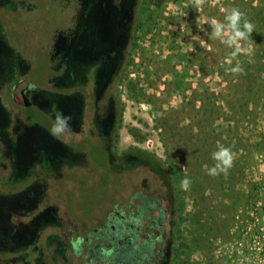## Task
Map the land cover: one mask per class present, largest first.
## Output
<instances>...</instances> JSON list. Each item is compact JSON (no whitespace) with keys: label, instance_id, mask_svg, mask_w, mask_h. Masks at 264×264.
<instances>
[{"label":"rangeland","instance_id":"374dc122","mask_svg":"<svg viewBox=\"0 0 264 264\" xmlns=\"http://www.w3.org/2000/svg\"><path fill=\"white\" fill-rule=\"evenodd\" d=\"M20 1V8H24L23 4L27 1ZM29 2L30 5L27 3L26 6L30 10L26 11L25 7L21 15H7L8 19L13 18L14 24L7 25L1 37L5 44L6 34H10L15 40L14 44L19 46L18 40L22 41L19 35L26 26L27 33L35 41L31 49L37 54L36 59H24L26 56L23 53L19 59H3L4 72L7 73L5 91L11 88L7 78L11 79L14 74L26 77L25 80L32 82L30 87L37 91L31 106L22 105L12 114L19 122L20 128L16 134L19 131L21 141L29 142L26 136L28 132L37 129V125H48L55 120L54 114L58 111L65 116L70 115L72 121L79 120L83 104L81 95L76 91H59L89 75L101 78L100 70L103 67H110V71L111 67L114 68L113 60L119 55L122 58L120 69L111 81L110 90L116 93L114 108L110 111L108 107L106 109V115L116 125L117 151L122 154L118 155L117 166L110 167L105 163L104 153L96 152L93 158L97 162L96 174L85 171V166L72 168L70 163L62 178L52 176L53 188L48 197L53 203L51 206L58 207V214L61 212L63 215V211H68L83 227L97 212L105 218L115 198L112 192L117 189V184L122 181L121 185H124L117 192V196H121L127 189L124 179L130 176L135 179L137 174L132 169H147L168 178V183L179 192L178 214L184 232L190 230L198 212L208 209L210 205H217L210 211L212 216L220 217L221 213L231 222L239 213L240 204L243 203L247 210L246 206L252 207L259 199L264 202V194L261 196L256 189L257 183L264 184V0H206L202 8L194 7L193 0H140L129 23L131 30L128 33L132 40H128L124 47L116 45L113 49L116 57L110 58L112 60L107 57L110 61L100 58V63L95 59L96 50H110L115 45L101 39L94 42L85 40V37L94 27L101 28L109 21L120 32V18L116 9L104 5L105 0H90L87 9L83 11L82 7L76 23L79 0ZM231 8H238L254 25L249 41L244 44L248 54L238 57L244 69L242 74L231 72L236 64V60L231 64L228 62L232 49L211 37L208 24L212 18L223 21ZM124 9L128 11L129 6ZM73 25L72 39L61 38ZM54 30H60L61 39L58 37L60 40L49 47ZM61 62L64 64L62 70L57 68ZM109 71L106 76L110 74ZM132 82L140 90L130 91ZM46 89L51 90L50 106L44 104L43 93ZM4 114L7 118L11 116L8 112ZM207 118L212 122L208 132H205L199 126L204 127ZM0 125L2 135H5L7 128L2 123ZM131 130L138 132L142 138L134 137ZM69 138L75 140L76 135ZM211 140L214 143H210ZM221 146L230 148L234 153V166L228 176L220 174L213 177L208 175L207 170L215 163L212 153ZM55 150L56 153L43 150L40 162L44 164L45 160L50 161L54 154L62 155L63 159L71 162L69 148L58 145ZM29 152L23 153L22 157ZM195 155H201L203 161L207 162L199 175L195 169ZM58 156L50 163L58 162ZM20 166V173L14 175L10 183L18 184L16 188L19 189H14L16 192L29 193L35 184L30 183L32 173L26 174L28 169L24 161ZM108 168H116V173L112 174ZM49 170L41 173L42 179L51 174ZM185 176L192 181L187 191L180 186ZM1 204L2 201L0 211L4 215L8 207ZM48 213L50 219L52 212ZM259 214L263 224V210ZM53 226L54 223L36 234L37 238L40 236L42 244L34 249L22 245L19 250L32 257L37 256L42 251L38 247L46 249L43 240L45 242L53 237ZM23 238L21 240L25 241ZM13 242L20 241L10 239L0 224V246L5 247L6 243L9 245ZM61 248L56 246L47 250V264H58L55 254ZM11 251L6 250V253L11 254ZM261 259H264L263 255Z\"/></svg>","mask_w":264,"mask_h":264},{"label":"flooded vegetation","instance_id":"af4514ba","mask_svg":"<svg viewBox=\"0 0 264 264\" xmlns=\"http://www.w3.org/2000/svg\"><path fill=\"white\" fill-rule=\"evenodd\" d=\"M26 1L23 6L25 5L24 8L26 7L25 10L28 11L31 8H28L26 4L30 5L31 2ZM89 1L79 0L76 23L81 15L82 7L83 11L87 9ZM139 1L105 0L104 5L111 6L118 11L119 29L123 28L125 33L121 34L117 31V26L112 25L110 21L101 28L93 26L94 28L88 32L85 40L94 42L101 39V41L112 42L115 45L110 50H102V52L96 50L97 62H102L99 61L100 58L109 60L116 57L113 49L122 41L118 35L132 40L128 33L131 30L129 23ZM20 5V0H0V118L5 120H0V123L7 128L5 135H2L0 130V201L3 203L1 205L8 207L4 215L0 211V224L10 239L20 241L13 242V244L8 243L9 245L6 243L4 245L6 248L0 246V263L22 264L23 261L24 264H47V250L61 246L63 250L61 248V251L55 254L58 264H243L244 255L240 252L241 247L234 245L235 240L238 241H235L237 244L242 241L241 229L238 223L231 226L232 223L228 217L222 216L217 222L205 224L193 221L189 231L181 230V220L178 214L179 192L168 183V178L164 174L157 175L158 173L154 174L147 169H132L133 171L147 170L152 178L142 172L135 175V179L132 176L125 179L123 177V182L127 184L126 192L117 196V192L124 187L121 181L117 184V189L112 192L115 198L105 213V218L97 212V217L90 219L85 227L81 226L76 217L68 211H63V215L59 211L60 214H58V207L51 206L53 203L48 197L53 188L51 177L62 178L70 163L72 168L85 166V171L96 174L94 171H96L97 162L94 157H96V152L102 151L105 163H108L110 167L117 166L118 155L122 154L117 151V128L106 115L107 107L109 111L114 108L113 103L116 99V93L110 90L113 67L110 71V67H103L102 71L100 70L101 78L89 75L90 78L86 76L83 80L72 82L70 87L59 91L63 93L76 91L82 98L80 119L70 121L71 134L53 136L50 130L55 120H52L48 125H37V129H31L26 135L29 142L25 143L24 140L22 142L18 136L19 131L16 134L17 129L20 128L19 122L12 117V114L14 115L18 107L25 105L22 89L30 104L34 102L37 91L30 87V81L17 74H14L11 79L7 78L11 82V88L5 91L7 73L4 72L3 59H19L21 53L26 56L24 59H36L37 54L31 49L35 41L33 36L27 33L26 26H24L23 33L19 35V38H22V41L18 40L19 46L14 44L15 40L13 41L10 34H6L5 44L1 38L5 27L14 24L13 18L8 19L7 15H21V10L24 8H20ZM125 6H129L128 11L123 10ZM74 25L71 29L68 28L67 34L63 33L61 38L72 39L71 33L75 29ZM59 35L60 30L53 31L48 43L49 47L61 39ZM51 59L53 60V56ZM63 66L61 62L57 68L60 67L62 70ZM22 69L28 71L26 68ZM107 70L110 72L108 76H106ZM43 94L44 104L49 105L52 102L50 101L51 90L46 89ZM30 104L25 106H30ZM4 112H8L11 116L7 118ZM71 135L73 137L76 135V139L69 138ZM43 137H45L44 141ZM58 145H65L69 148L72 155L71 162L68 161L69 159H63L62 155L59 157L54 154L53 156L59 157L58 162L52 160L53 163H50L51 159H56L54 157L50 158V161L45 160L42 164L40 162L41 152L47 150L56 153L55 149ZM27 151L29 153L22 157V154ZM21 161H24L28 169L26 174L32 173L30 183H35L34 188L25 194L21 190H18L19 192L14 190L19 189L16 188L18 184L10 183L14 175L20 173ZM45 169H50L51 174L42 179L41 173ZM108 171L114 174L116 168H108ZM48 212H52L50 219ZM53 223L55 232L53 237L45 242L43 240L46 249L42 246L38 247L42 251L33 257L19 250L22 245L34 249L40 243L42 244L39 241L40 236L37 238L36 234H40L46 226L50 228ZM23 236L25 241L21 240ZM6 250H12L11 254L6 253Z\"/></svg>","mask_w":264,"mask_h":264},{"label":"clouds","instance_id":"9594fccd","mask_svg":"<svg viewBox=\"0 0 264 264\" xmlns=\"http://www.w3.org/2000/svg\"><path fill=\"white\" fill-rule=\"evenodd\" d=\"M206 0H193V5L196 8H202ZM211 29V37L220 40L227 47L231 48L229 63L236 60V64L231 68L234 74H242L244 72L238 57L242 54H248V48L244 44L249 41L253 31L254 25L249 22L244 14L238 8H231L227 11L223 21L212 18L208 21ZM34 87V86H33ZM71 117L65 116L58 111L55 114V121L51 128V134L55 137L65 136L72 133ZM212 159L215 161L214 165L209 168L208 175L218 176L229 173V170L234 166V153L228 147H219L212 153ZM191 179L185 176L181 180V188L185 191L191 187Z\"/></svg>","mask_w":264,"mask_h":264},{"label":"built area","instance_id":"2783aa9c","mask_svg":"<svg viewBox=\"0 0 264 264\" xmlns=\"http://www.w3.org/2000/svg\"><path fill=\"white\" fill-rule=\"evenodd\" d=\"M256 189L264 194V184L257 183ZM247 210L244 209L243 203L240 204L238 209L239 213L236 215L235 220H231V226L233 224H239L242 241H239V244L234 241V245H240V252L244 255L243 264H264V259H261V256H264V215H263V224H261V216L259 214L260 210L264 212V202L262 200H257L254 202L252 207L246 206ZM213 205L208 206V209H203L202 212H198L196 221L200 224L213 223L217 222L218 219L222 218L215 215H211ZM246 213V215H245ZM261 236H263V247H261Z\"/></svg>","mask_w":264,"mask_h":264},{"label":"trees","instance_id":"16d2710c","mask_svg":"<svg viewBox=\"0 0 264 264\" xmlns=\"http://www.w3.org/2000/svg\"><path fill=\"white\" fill-rule=\"evenodd\" d=\"M120 33H121V34H124L125 31L123 32V31L121 30ZM118 37L120 38V40H122V41H120V43H119L118 45H121L122 47L126 46V43L128 42V39H126L125 36H123V35H122V36H119V35H118ZM121 59H122V58H121V56L119 55V56L116 57V59L113 60V61H114V68H113L114 71L112 72L111 78H112V77L118 72V70L120 69ZM110 60H112V59H110ZM129 90H130V91H134V90H140V89H138V88L136 87V84H135L134 82H132V83H130V85H129ZM206 121H207V123H206V125H205L204 127H203V126H199V127L202 129V131L208 132L209 127H210V123L212 122V119L207 118ZM131 133H132V135H133L134 137H136V138H139V139L142 138V136H141L138 132H136V131L131 130ZM207 139H209V136H207ZM210 143H214V140H211ZM211 149H213V148H211ZM147 156H148V155H147ZM157 160H160V159H157ZM194 162L196 163V168H195V169H196V171H197V174L199 175V174H201V173L204 171L203 164H204V163H207V162H206V161H203L201 155H195V157H194ZM192 170H193V169H192ZM141 172L147 174L150 178H152L151 174H150L147 170H145V171L134 170V173H136V174H139V173H141ZM226 176H228V174H227Z\"/></svg>","mask_w":264,"mask_h":264},{"label":"water","instance_id":"95a60500","mask_svg":"<svg viewBox=\"0 0 264 264\" xmlns=\"http://www.w3.org/2000/svg\"><path fill=\"white\" fill-rule=\"evenodd\" d=\"M22 97H23V100H24V104L25 105H29L30 104V101L27 98V96L25 95V91L23 89H22Z\"/></svg>","mask_w":264,"mask_h":264},{"label":"crops","instance_id":"0c3cea01","mask_svg":"<svg viewBox=\"0 0 264 264\" xmlns=\"http://www.w3.org/2000/svg\"><path fill=\"white\" fill-rule=\"evenodd\" d=\"M24 78H26V77H24ZM31 84H32V82L30 81V85H31ZM34 89H36V88H34ZM33 103H34V102H33ZM33 103H32V104H33ZM32 104H30V106H31Z\"/></svg>","mask_w":264,"mask_h":264}]
</instances>
